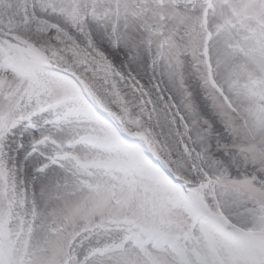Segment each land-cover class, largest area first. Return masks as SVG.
Listing matches in <instances>:
<instances>
[{
  "label": "snow or ice",
  "instance_id": "snow-or-ice-1",
  "mask_svg": "<svg viewBox=\"0 0 264 264\" xmlns=\"http://www.w3.org/2000/svg\"><path fill=\"white\" fill-rule=\"evenodd\" d=\"M0 264H264V0H0Z\"/></svg>",
  "mask_w": 264,
  "mask_h": 264
}]
</instances>
